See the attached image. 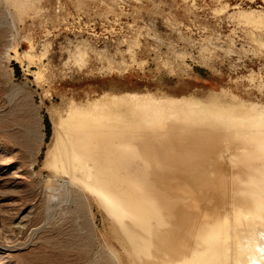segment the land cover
Returning a JSON list of instances; mask_svg holds the SVG:
<instances>
[{
	"label": "rangeland",
	"instance_id": "374dc122",
	"mask_svg": "<svg viewBox=\"0 0 264 264\" xmlns=\"http://www.w3.org/2000/svg\"><path fill=\"white\" fill-rule=\"evenodd\" d=\"M262 84L264 0H0V264H133L107 199L44 166L55 122L145 102L244 114ZM241 225L251 260L264 236Z\"/></svg>",
	"mask_w": 264,
	"mask_h": 264
},
{
	"label": "bare ground",
	"instance_id": "6f19581e",
	"mask_svg": "<svg viewBox=\"0 0 264 264\" xmlns=\"http://www.w3.org/2000/svg\"><path fill=\"white\" fill-rule=\"evenodd\" d=\"M258 90L259 101L238 96L253 109L240 115L210 114L191 104L194 109L164 107L156 119L160 111L145 102L114 107L108 124L88 131L92 122L83 127L84 111L83 130L76 126L79 116L54 121L44 166L86 181L102 203L107 199L111 230L133 264H228L230 258L256 264L264 244L254 240L257 254L247 260L241 239L251 232L237 228H259L264 236V84ZM125 109L133 117H124Z\"/></svg>",
	"mask_w": 264,
	"mask_h": 264
}]
</instances>
